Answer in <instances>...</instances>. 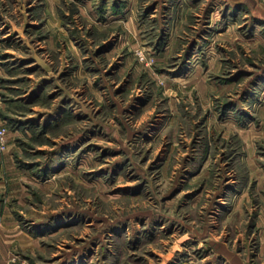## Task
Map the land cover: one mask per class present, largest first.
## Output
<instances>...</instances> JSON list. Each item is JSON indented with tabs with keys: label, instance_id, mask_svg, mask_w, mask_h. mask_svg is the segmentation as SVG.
I'll use <instances>...</instances> for the list:
<instances>
[{
	"label": "rangeland",
	"instance_id": "obj_1",
	"mask_svg": "<svg viewBox=\"0 0 264 264\" xmlns=\"http://www.w3.org/2000/svg\"><path fill=\"white\" fill-rule=\"evenodd\" d=\"M0 264H264V0H0Z\"/></svg>",
	"mask_w": 264,
	"mask_h": 264
},
{
	"label": "built area",
	"instance_id": "obj_2",
	"mask_svg": "<svg viewBox=\"0 0 264 264\" xmlns=\"http://www.w3.org/2000/svg\"><path fill=\"white\" fill-rule=\"evenodd\" d=\"M1 86V79H0ZM8 143V125L5 119L0 116V149H5Z\"/></svg>",
	"mask_w": 264,
	"mask_h": 264
}]
</instances>
